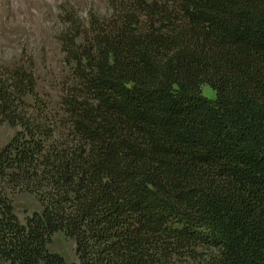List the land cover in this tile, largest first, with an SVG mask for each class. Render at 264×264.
Returning <instances> with one entry per match:
<instances>
[{
  "label": "trees",
  "instance_id": "obj_1",
  "mask_svg": "<svg viewBox=\"0 0 264 264\" xmlns=\"http://www.w3.org/2000/svg\"><path fill=\"white\" fill-rule=\"evenodd\" d=\"M106 8L60 35L57 99L0 65V122L17 128L0 264H264V0ZM15 191L37 201L24 219ZM57 231L74 261L48 247Z\"/></svg>",
  "mask_w": 264,
  "mask_h": 264
},
{
  "label": "rangeland",
  "instance_id": "obj_2",
  "mask_svg": "<svg viewBox=\"0 0 264 264\" xmlns=\"http://www.w3.org/2000/svg\"><path fill=\"white\" fill-rule=\"evenodd\" d=\"M107 0H0V65L23 64L30 68L38 89L57 99L70 75L60 35L71 21L85 24L90 12L103 13ZM202 93L213 97L214 91L202 84ZM16 127L0 122V145L7 142ZM12 203L16 214L24 219L37 201L27 191H15ZM48 247L69 260L76 259L75 242L62 231L52 234Z\"/></svg>",
  "mask_w": 264,
  "mask_h": 264
}]
</instances>
